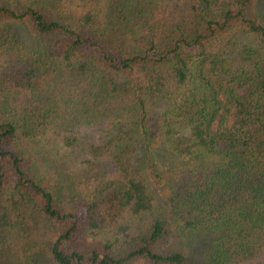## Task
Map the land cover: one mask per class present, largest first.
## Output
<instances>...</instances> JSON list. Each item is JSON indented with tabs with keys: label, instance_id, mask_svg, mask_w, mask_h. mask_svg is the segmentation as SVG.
Here are the masks:
<instances>
[{
	"label": "trees",
	"instance_id": "obj_1",
	"mask_svg": "<svg viewBox=\"0 0 264 264\" xmlns=\"http://www.w3.org/2000/svg\"><path fill=\"white\" fill-rule=\"evenodd\" d=\"M0 264H264V0H0Z\"/></svg>",
	"mask_w": 264,
	"mask_h": 264
}]
</instances>
